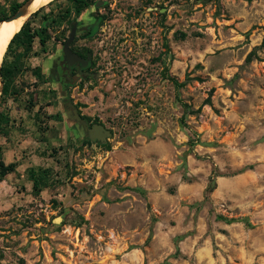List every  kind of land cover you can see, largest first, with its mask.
Instances as JSON below:
<instances>
[{
    "label": "rangeland",
    "instance_id": "374dc122",
    "mask_svg": "<svg viewBox=\"0 0 264 264\" xmlns=\"http://www.w3.org/2000/svg\"><path fill=\"white\" fill-rule=\"evenodd\" d=\"M87 1L43 7L28 21L46 51L37 37L6 58L0 264H264V0ZM79 19L94 74L70 100L104 142L50 68Z\"/></svg>",
    "mask_w": 264,
    "mask_h": 264
},
{
    "label": "trees",
    "instance_id": "16d2710c",
    "mask_svg": "<svg viewBox=\"0 0 264 264\" xmlns=\"http://www.w3.org/2000/svg\"><path fill=\"white\" fill-rule=\"evenodd\" d=\"M24 1H26V0L14 2L11 5V13L14 14L18 10V8L22 5V3ZM73 1L75 2L76 8L78 11H80L84 7L88 6V4H89L87 0H73ZM48 4H50V3H48ZM48 4L44 5L43 7L47 6ZM43 7L38 9L36 12L40 11ZM33 15H35V12L32 13V15H30L29 17H26L22 21V26L20 27L19 31L14 34V36H13L12 40L10 41V44L7 48V51L5 53L3 64L1 67V75H2V80L4 82L1 99L6 97L8 94L12 93V90L15 89L14 77L18 71V68H19V64H18L17 60L20 59V53L17 54V52H16L13 60H10L7 62L6 58L8 57V53L10 52L12 45L14 43H17L18 46H21V47L25 46L26 48H31L34 41L38 37L39 43L42 46L43 51H46L45 46H46L49 38L47 37V35L43 34V31L45 28H41L42 34L40 33V30L31 29L30 21H28V20ZM6 17H7L6 15L0 16V20L4 19ZM262 44H264V40H263ZM253 55H254V52H251L248 55L247 60L250 61L252 59ZM174 81H175V83H177V81L175 79H174ZM8 122H9V116L0 110V126L2 127L4 124H7ZM87 143H91V141L89 139H87ZM16 166H17L16 162L5 163L4 160L0 159V175H6L8 173L15 171ZM31 176H32V179L34 182V187L36 189H39L38 188L39 187L38 186L39 179H38L36 173L33 172L31 174Z\"/></svg>",
    "mask_w": 264,
    "mask_h": 264
},
{
    "label": "flooded vegetation",
    "instance_id": "af4514ba",
    "mask_svg": "<svg viewBox=\"0 0 264 264\" xmlns=\"http://www.w3.org/2000/svg\"><path fill=\"white\" fill-rule=\"evenodd\" d=\"M96 5H99V3L96 2ZM73 28L75 29L76 33L71 44V49L74 53H76L83 59H86V64H81L80 62H78L73 66H69L67 61L64 60L63 45L62 56L57 55L56 57H54L52 59L50 67L54 74V80L62 85V94H64L67 101L70 99V90L71 88H73L71 87V85L74 84L75 81L78 80V78L83 79V77L92 76L94 74L93 72H91V68L93 65L92 51L88 46H80V48H78L74 45V42H78V40L80 39L87 40L95 32L96 24L85 23L80 19L72 21L71 29L66 40L68 39Z\"/></svg>",
    "mask_w": 264,
    "mask_h": 264
},
{
    "label": "water",
    "instance_id": "95a60500",
    "mask_svg": "<svg viewBox=\"0 0 264 264\" xmlns=\"http://www.w3.org/2000/svg\"><path fill=\"white\" fill-rule=\"evenodd\" d=\"M33 2V0H26L22 3V5L18 8V10L12 14L11 16L1 19L2 20H13V19H18L22 16H24L27 13V10L30 6V4ZM36 13V12H35ZM75 29L73 28L68 39L64 43V60L67 61L69 66H73L74 64L80 62L81 64H86V59H83L79 55L73 52L71 49V44L74 40L75 37ZM3 59L0 61V98L2 96L3 92V86L4 82L2 80V75H1V67L3 64ZM67 114L69 118L74 120L80 128L85 129V135L91 140V141H101L104 142L108 138V136L111 134V130L105 127V125L101 123H93L92 125H89L85 119L82 118L78 110L75 108L73 105L72 101L69 99L67 101Z\"/></svg>",
    "mask_w": 264,
    "mask_h": 264
},
{
    "label": "bare ground",
    "instance_id": "6f19581e",
    "mask_svg": "<svg viewBox=\"0 0 264 264\" xmlns=\"http://www.w3.org/2000/svg\"><path fill=\"white\" fill-rule=\"evenodd\" d=\"M53 1L55 0H33L24 16L18 19L0 21V61L5 56L10 41L12 40L14 34L18 32L22 21L44 5Z\"/></svg>",
    "mask_w": 264,
    "mask_h": 264
}]
</instances>
